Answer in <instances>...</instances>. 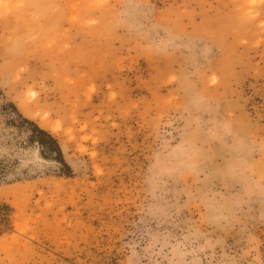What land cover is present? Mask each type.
I'll list each match as a JSON object with an SVG mask.
<instances>
[{"label": "rangeland", "instance_id": "obj_1", "mask_svg": "<svg viewBox=\"0 0 264 264\" xmlns=\"http://www.w3.org/2000/svg\"><path fill=\"white\" fill-rule=\"evenodd\" d=\"M0 264H264V0H0Z\"/></svg>", "mask_w": 264, "mask_h": 264}, {"label": "trees", "instance_id": "obj_2", "mask_svg": "<svg viewBox=\"0 0 264 264\" xmlns=\"http://www.w3.org/2000/svg\"><path fill=\"white\" fill-rule=\"evenodd\" d=\"M10 107H12L13 109H15V107L13 106V104H9ZM23 121L29 123L31 126H32V129L35 130L37 133H39L42 138H39V141L42 142V143H45L47 144L49 147L51 148H55L56 149V142L55 140L43 129H40L38 128L33 122L25 119V118H22L19 114H17ZM58 160L66 167V169H69V167L63 162L60 154H59V157H58Z\"/></svg>", "mask_w": 264, "mask_h": 264}]
</instances>
